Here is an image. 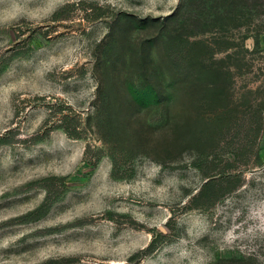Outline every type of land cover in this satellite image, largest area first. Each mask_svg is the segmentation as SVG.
Masks as SVG:
<instances>
[{
  "label": "rangeland",
  "instance_id": "1",
  "mask_svg": "<svg viewBox=\"0 0 264 264\" xmlns=\"http://www.w3.org/2000/svg\"><path fill=\"white\" fill-rule=\"evenodd\" d=\"M0 264H264V0H0Z\"/></svg>",
  "mask_w": 264,
  "mask_h": 264
},
{
  "label": "trees",
  "instance_id": "2",
  "mask_svg": "<svg viewBox=\"0 0 264 264\" xmlns=\"http://www.w3.org/2000/svg\"><path fill=\"white\" fill-rule=\"evenodd\" d=\"M107 98L105 97V99H104V104H105V108H103V106H102V108H101V112H103V111H107L108 110V107H109V105L107 104ZM106 118H108V116L106 115L105 116ZM211 183H210V181L209 182H207L205 185L206 186H209ZM197 198H199V199H203V198H211V196H209L208 195V192H207V190H203L200 194H199V196L197 197ZM156 247V245H155V241H153V243L151 244V246H150V248L151 249H153V248H155Z\"/></svg>",
  "mask_w": 264,
  "mask_h": 264
}]
</instances>
